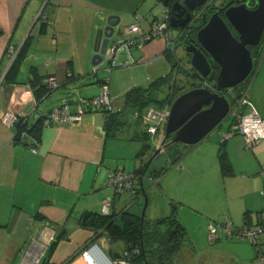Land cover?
I'll list each match as a JSON object with an SVG mask.
<instances>
[{
  "label": "crops",
  "instance_id": "1",
  "mask_svg": "<svg viewBox=\"0 0 264 264\" xmlns=\"http://www.w3.org/2000/svg\"><path fill=\"white\" fill-rule=\"evenodd\" d=\"M149 2L0 0V76L4 77L12 62L9 48L18 50L30 34L19 68L0 82V264H35L36 259L39 264H87L80 255L86 244L96 241L107 250L108 237L98 236L81 225L80 217L87 212L100 213L101 199L112 194L104 183L110 169L120 166L136 175L134 196L127 191L114 196L111 212L126 209L131 212L124 205L127 200L137 207L144 202L140 190L142 171L160 145L164 132L158 134L160 126L155 133H148L141 119L134 115V108L125 104V92L133 85L122 90L114 84L109 86L116 109L111 117L104 108H97L83 113L75 124L44 125L43 120L51 109L62 104H67L68 110L74 112L80 99L99 92L101 78L97 72H92L91 63L96 29L105 25L109 14H116L120 17V31L115 38L120 34L131 37L134 34L124 32V27L139 13L141 28L147 30L151 20L158 16H146ZM132 52L138 57V61L134 58L136 63L169 53L162 38L152 39L140 48L133 47ZM126 58L125 51H121L117 61ZM68 70L72 75L67 76ZM46 77H54L59 84L42 97L40 83ZM86 77L90 85L83 89L78 83ZM240 86H248L251 104L264 117V52L260 53V47L253 55L250 75ZM84 90L89 92L81 96ZM114 93L123 96L118 106H114ZM6 110L22 113V121L29 127L44 117L39 136L36 138L26 130L18 132L19 121L4 124L1 116ZM126 111H131L134 117ZM230 125L231 121L220 123L184 157L171 156L167 147H162L152 157V162L158 159L153 170L146 173L149 164L144 173L147 180L160 188V192L152 191L157 198L148 199L145 210V219L153 221L169 215L178 220L179 216L176 207L170 205L180 199L174 198L171 191L179 187L181 177L175 178L174 169L166 173L157 171L158 165L164 161L170 162V167L178 165L179 175L184 177L193 172L212 171L210 180L197 188L210 186L216 201L201 206L193 202V208L189 209L190 215L198 216L203 240L199 249L206 252L205 257L200 259L201 251L194 245L180 246L177 252L179 258L191 257L196 264H255L254 248L246 240L220 239L204 246L209 221L227 216L233 225H253L264 220V140L246 148L242 135L234 133L222 141ZM34 142H38L36 152L31 150ZM221 151L228 164L225 170L219 162ZM127 163L133 165L134 170H129ZM144 177L142 185L145 187ZM146 190L149 194L150 189ZM138 211L132 213L140 214ZM178 221L183 226L180 218ZM50 234L53 239L48 243ZM107 254L110 255L108 250Z\"/></svg>",
  "mask_w": 264,
  "mask_h": 264
},
{
  "label": "water",
  "instance_id": "2",
  "mask_svg": "<svg viewBox=\"0 0 264 264\" xmlns=\"http://www.w3.org/2000/svg\"><path fill=\"white\" fill-rule=\"evenodd\" d=\"M228 0L224 5L214 6V11L195 33L197 44L190 42L185 45V51L190 55L193 67L200 79L209 77L213 70L212 62L218 65V71L213 89L207 86H196L180 93L172 102L170 113L165 123L164 135L160 145L147 160L142 171V178L146 168L162 147H172L175 143L183 146L199 143L206 135L214 130L227 117L229 107L227 97L221 92L223 89L235 87L246 79L253 68V47L259 45L264 33V0ZM206 0H184L189 12L201 7ZM166 5V1H163ZM178 3H174L173 10ZM178 13L171 17L170 24L176 26ZM190 19V13L179 25L183 26ZM120 17L109 14L104 26L95 31L93 55L91 63L98 64L107 46L119 26ZM210 82L209 80H207ZM107 120L105 121V123ZM175 155H180L175 151ZM140 181V190L144 197L140 213L141 222L145 218L148 196ZM91 255L99 264H107L110 256L94 242Z\"/></svg>",
  "mask_w": 264,
  "mask_h": 264
},
{
  "label": "built area",
  "instance_id": "3",
  "mask_svg": "<svg viewBox=\"0 0 264 264\" xmlns=\"http://www.w3.org/2000/svg\"><path fill=\"white\" fill-rule=\"evenodd\" d=\"M161 13L153 18L150 22L149 28L144 30L141 28V15L139 13L134 14V20L132 23L127 24L124 27V32L133 33L131 37H125L120 34L107 46L105 53L102 56L101 61L93 65L92 72H98L99 66H103L104 70H109L116 66H125L136 63L132 55L133 47H142L145 43L155 38H162L166 41V47L169 51H172L173 41L169 29V14L168 9L161 3ZM260 53L264 52V33H262L260 42ZM121 51H125L127 58L124 61L118 62V56ZM17 53V49L9 48L10 59L13 60ZM181 65L178 64L173 70L177 71ZM174 71V72H175ZM71 72H67V76H70ZM3 76H0V82ZM108 77H104L100 81V90L97 94L89 97L82 98L78 102L77 110L70 112L67 108V104H62L59 107L51 109L46 115L44 125H50L54 123H67L75 124L80 121L83 113L90 111L91 109L104 108L108 115L113 114L116 110L112 105V96L110 94ZM46 88L50 91L58 86L59 81L54 77H46L43 82ZM203 85L213 89V84L207 80H203ZM248 86L241 88H226L224 95L228 99L229 107L227 111V117L231 118L230 129L224 132L222 135V141L230 137L232 134L237 133L242 135L244 140V146L251 148L258 141L264 140V117L260 116L254 106L251 104L247 89ZM27 97L30 95L29 91L26 92ZM138 111L134 112L135 115ZM170 113V103H165L162 107L149 106L140 115L141 122L146 127L148 133H155V131L164 125L168 119ZM23 115L20 112H14L12 110H6L1 116V121L6 125H13L14 123L23 120ZM31 150L36 152L38 150V142H34L31 145ZM134 172L124 170L122 167L117 166L108 171L105 185L111 188L112 194L106 195L101 199L100 213L109 214L113 205L114 196L125 191L132 192V195L136 193L134 188ZM219 223L217 224V222ZM211 222L208 224L207 238L209 243H213L222 238L228 240H246L249 242L255 252L254 263L264 264V220H261L257 224L233 226L227 216H223L220 220ZM53 239V235L50 234L47 237L49 243ZM96 242V241H94ZM94 242L86 244L80 251L81 257L87 264H93V258L91 250ZM97 243V242H96ZM100 246V245H99ZM137 252V249H132ZM38 259H36V263ZM107 264H133L131 262L130 252L123 250L118 254V257L110 256V260ZM143 264V263H137Z\"/></svg>",
  "mask_w": 264,
  "mask_h": 264
},
{
  "label": "rangeland",
  "instance_id": "4",
  "mask_svg": "<svg viewBox=\"0 0 264 264\" xmlns=\"http://www.w3.org/2000/svg\"><path fill=\"white\" fill-rule=\"evenodd\" d=\"M222 0H214L212 2V4L214 5H218L219 3H221ZM147 11H146V16L147 17H151L154 14H160L161 13V5L160 3H158L156 0H150L149 5L147 4ZM172 34L175 38H177V41L175 43V47H174V56L178 59L181 60V62L186 65L185 66V70L188 69L191 66L190 63V55L185 51V44L183 43V38L181 36L182 30L178 27H170ZM119 28H117L115 30V33L113 35L112 38H115L117 36V34L119 33ZM132 55H134V58L138 61V57L137 55L132 52ZM122 57H120V59L122 60ZM106 64H103V66ZM103 66L100 65L98 72H97V76L101 79H103L104 77H108L110 79L109 82V86L112 87V85H115V88L122 90L124 89L126 86H140V87H144L146 86L151 80L157 78L160 75H164L166 73L169 72L170 69V62L167 58L166 55L154 58V59H150L148 61H144V62H140V63H133V64H129V65H125V66H117L114 68H111L109 70H104ZM186 72V71H185ZM182 70L178 71V75L176 76V78L174 79V87H172L173 90H175L172 95L170 96L171 92L169 95H166L163 103H170L171 104V100H174L181 92V89H187V88H191L192 86H202L201 83V79H198L197 77H195L192 72H188L185 73ZM247 79V78H246ZM244 79L242 82H240L239 84H237L236 86L242 85L245 80ZM109 81V80H108ZM214 80H212L213 82ZM90 85L89 82V78L86 77L84 78V80H82L80 83H78V86L83 87V89L85 88V85ZM235 86V87H236ZM178 87H180L181 89L178 90ZM60 91H65L64 88H60ZM84 93L81 96H85V94H87V92H89V90H84ZM177 92V94H176ZM164 94H166V88H162L161 92L159 93L160 96H164ZM123 99V96H119L116 93H114V106H118L119 104H121V100ZM170 100L168 102H166L167 100ZM129 112V115H133V113L131 111H126ZM131 117V116H130ZM231 121L230 117H226L221 123H229ZM225 125V124H224ZM143 127V126H142ZM141 127V128H142ZM125 128V127H124ZM164 128L165 125H161V127L159 128L158 134L159 135H163L162 133L164 132ZM126 129V128H125ZM143 129V128H142ZM157 137H160V136ZM196 144H188L186 146H183L181 143H175L172 147H167V150L169 151L168 153H170V155L174 156L176 153L175 151H179L180 153V157H184L183 155L186 153ZM176 156V155H175ZM148 160V159H147ZM147 162V161H146ZM152 162V161H151ZM146 171V173H149L153 170V165L156 164L158 162V159L156 158L154 160V162L151 163ZM180 164H182V159L180 161ZM161 165L163 166V168L161 167ZM127 166L129 167V170H134L133 165H131L130 163H127ZM170 162H162L160 165H158V168L156 169L157 171H163V173H166L168 170L174 169V173L175 174V178L178 179V176L180 178L179 181V187H177V189L173 188L171 191V194L174 196V198H180L178 201L173 202L170 206L171 208L176 207L175 209L177 210V214L179 215L177 218L179 220H182V224L185 228V238L182 242V247H189V246H195V249L198 248V251H201L202 249H199L202 247V239L200 237V232H199V220H198V216L197 214H193L196 212H192L190 215V210L191 208H193V202L194 204H198V205H208L209 202H215L216 201V195L215 192L212 188H210V186H202L201 189H198L197 187L199 185H203V183H205V181L210 180V175L212 176V171H210L209 169L205 170V172L207 173H201L200 171L198 173L193 172L192 175H186L184 176H180V168L178 167V165L176 166H171L170 169ZM159 171V172H160ZM180 174V175H179ZM147 174L145 175L144 179H143V183L145 184L146 189L148 188V190L150 189V192L148 194L147 192V196L148 199H153L156 200L157 196L155 197V195H153L152 191H159L160 192V188L157 185H154L150 180H147ZM176 179V180H177ZM184 181V184L182 183ZM106 182V180L104 181V183ZM181 184H183V186H181ZM182 189H181V187ZM184 187V188H183ZM179 188V190H178ZM111 190V188H109ZM112 191V190H111ZM116 196V195H115ZM149 203V200H148ZM131 212H135L136 209L139 210L138 212L141 213V209L143 206V202L141 203V206L137 207L136 204L133 202H131V200H127L124 204ZM123 205V206H124ZM121 206V207H123ZM148 215V214H147ZM184 219V221H183ZM188 222V224L186 223V221ZM220 220V219H219ZM218 221V220H217ZM211 222H215V221H211ZM210 223V221H209ZM219 223V221L217 222V224ZM233 225V224H232ZM233 226H242V225H233ZM191 237V238H190ZM192 240V241H191ZM222 240L228 241V239L226 238H222ZM234 240V239H233ZM104 242L107 244V240L105 239ZM209 241L208 239L205 242L204 246H208ZM126 248L125 242L123 239H108V253L111 256H114L118 253H121L124 249ZM107 250L105 249V252L107 253ZM226 253H228V251H225ZM231 251H229L230 254ZM205 253L206 252H199V254H201L200 259L202 260L203 257H205ZM109 255V256H110ZM195 260L197 261V255L195 256ZM175 261L176 263L178 262L179 264H196V262H194L193 258H188V257H178V253L175 257Z\"/></svg>",
  "mask_w": 264,
  "mask_h": 264
},
{
  "label": "trees",
  "instance_id": "5",
  "mask_svg": "<svg viewBox=\"0 0 264 264\" xmlns=\"http://www.w3.org/2000/svg\"><path fill=\"white\" fill-rule=\"evenodd\" d=\"M29 43L30 34L26 36L23 43L18 48L9 68L4 73L3 79H8L9 74L17 71L20 63L25 58ZM259 47L260 46L258 45L252 48L254 54L258 52ZM166 56L169 62L173 63V56L170 53H167ZM212 64V72L209 77L201 79V83L203 80H209L212 82V80L215 79L219 67L215 62H212ZM189 71L192 72V74H194V72L197 73L191 66L184 70L185 73H188ZM68 72L71 71L68 70ZM170 81L171 74L166 73L153 79L145 87H130L125 92V104L134 109H138L139 111H142L150 104L155 106L162 105L165 97L160 96L159 93L162 88L170 87ZM40 87L43 92L42 97L46 96L48 89L45 84L41 82ZM238 87L241 88L243 86L239 85L235 88ZM187 89L181 90L183 92ZM113 114H110L109 116L111 117ZM110 117L109 120H111ZM43 118L44 117L38 119L31 127H29L25 121L20 120L17 123L18 132L26 130L37 138L42 127ZM222 152L223 151H221L219 156V162L222 170H225L227 169L228 164L226 156ZM175 157L179 158L180 155ZM80 223L93 230L98 236L104 234L111 240L123 239L126 245L125 249L130 252L131 262L133 264H177L175 257L185 238V229L174 215L157 218L153 221H148L144 218V221L141 222L140 214L129 212L127 209L117 213L110 212L105 215L101 213L87 212L80 217ZM52 245L53 243L50 244L49 251L51 250ZM132 249H137V252H134ZM112 257H118V254Z\"/></svg>",
  "mask_w": 264,
  "mask_h": 264
},
{
  "label": "flooded vegetation",
  "instance_id": "6",
  "mask_svg": "<svg viewBox=\"0 0 264 264\" xmlns=\"http://www.w3.org/2000/svg\"><path fill=\"white\" fill-rule=\"evenodd\" d=\"M158 3L161 2L163 4V1H166V5H164L167 9H168V14H169V29H170V33H171V37H172V41H173V48H172V51H169V53L173 56V63H170V69H169V72L171 74V81H170V87H166V94H164V97H166V95H169L170 92V96L172 95V93L175 91L172 89V87H174V79L176 78V76L179 74L178 71L179 70H182L184 71L185 70V66L180 59L176 58L174 56V47H175V43L177 41V38H175L172 34V31H171V24H170V20H171V17L178 13V20H175L176 22V26H172V27H178L182 30V33H181V36L183 38V43L186 45L190 42H194L195 44H197V41L195 39V33L196 31L198 30V28L200 26H202V24L204 23L203 22V16H205V18L207 19L211 12L214 11V4H212V2L214 0H206V2L201 6V7H198L196 9H194L193 11L189 12L188 8L185 7L184 5V0H156ZM228 0H222L221 3H219L218 5H224ZM250 6H254L255 2L253 0H250ZM178 3L177 5V9L176 10H173V5L174 3ZM188 13H190V19L184 23L183 26H180L179 23L180 22H183L185 17L188 16ZM185 47V46H184ZM189 54V53H188ZM253 54H254V50H253ZM180 64L181 66L179 67V69L177 71L173 70L174 67L176 65ZM175 71V72H174ZM195 77H197L198 79H200V76L198 75V73H195L193 74ZM210 83H212L210 81ZM181 89L180 87H178L177 89V92L178 90ZM227 89H223L221 92L224 94V92H226ZM49 91V90H48ZM176 92V94H177ZM170 101L169 99L166 101L168 102ZM173 100H171V104H172ZM165 103H163L162 105L160 106H155V105H148L147 107L149 106H152V107H162ZM171 104H170V107H171ZM147 107H145L143 110H145ZM142 111H139L138 109H134V112L138 111V115H135L136 117H140L141 113L143 112Z\"/></svg>",
  "mask_w": 264,
  "mask_h": 264
},
{
  "label": "bare ground",
  "instance_id": "7",
  "mask_svg": "<svg viewBox=\"0 0 264 264\" xmlns=\"http://www.w3.org/2000/svg\"><path fill=\"white\" fill-rule=\"evenodd\" d=\"M114 108V107H113ZM116 110V109H115ZM91 258H93V257H91ZM93 264H99L98 262H96L95 260H94V258H93Z\"/></svg>",
  "mask_w": 264,
  "mask_h": 264
}]
</instances>
